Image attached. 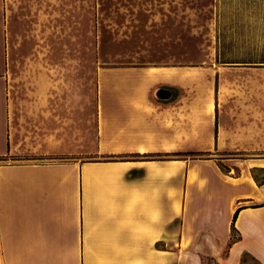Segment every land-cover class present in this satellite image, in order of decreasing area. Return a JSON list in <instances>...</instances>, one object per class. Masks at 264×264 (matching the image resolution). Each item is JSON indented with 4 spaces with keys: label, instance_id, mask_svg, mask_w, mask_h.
Listing matches in <instances>:
<instances>
[{
    "label": "crops",
    "instance_id": "crops-1",
    "mask_svg": "<svg viewBox=\"0 0 264 264\" xmlns=\"http://www.w3.org/2000/svg\"><path fill=\"white\" fill-rule=\"evenodd\" d=\"M31 2L39 7L28 35L48 45L66 37L87 10L83 0H0V154L39 156L0 162V264H170V238L176 264H203V256L218 264H244L246 256L264 264V183L251 173L264 157L245 159L238 173L214 158L162 157L264 150V82L248 83L240 107L229 100L220 116L215 101L202 104L195 84L191 99L174 97L196 76L180 64L115 66V81L102 82L98 93L95 151L104 157H51L87 151L73 131L74 112L83 129L87 95L80 89L74 102L66 61L44 62L32 83L16 82V36L26 35L21 27ZM163 6L146 9L145 41L178 43L182 9ZM70 56L38 51L45 60ZM55 68L63 70L57 75ZM162 85L171 97L158 96ZM134 154L161 157H122Z\"/></svg>",
    "mask_w": 264,
    "mask_h": 264
},
{
    "label": "rangeland",
    "instance_id": "rangeland-1",
    "mask_svg": "<svg viewBox=\"0 0 264 264\" xmlns=\"http://www.w3.org/2000/svg\"><path fill=\"white\" fill-rule=\"evenodd\" d=\"M68 1L73 4L80 3V0ZM165 3L179 4L184 14V26L179 28V42L162 45L146 42L147 36L142 33L148 31L143 26L148 19L146 9L155 4L161 5L159 9H165L163 6ZM82 5L83 9L86 5L87 10H83L79 22L76 23L73 19V27L66 28V37H58L56 43L48 45L46 42H40L35 35H28V32L33 30L34 14L39 7L31 2L27 9V23L25 27H21V31L26 35L16 36L20 39L17 47L19 57L13 61L14 74L18 77L16 82L32 83L39 74L38 71L43 69L44 62L66 61L71 65L67 77L74 87V102L77 98L80 102V89L83 91V99L87 95V114L85 122L83 119V129H80L81 120L76 121L75 112L73 129L74 138H79V147H85L87 151L51 157L63 159L104 157L95 151L98 93L102 82L107 81L111 84L115 81L112 73L115 66L180 64L184 66V70L195 72L196 76L189 80L188 83L191 85H185L183 91H173L174 97L191 99L192 91L189 89L195 84L201 90L199 93L202 104L215 101L220 116L224 115L225 104L229 100L235 98L237 107H240L239 99L248 83L264 82V71L243 68L244 66L264 67V0H83ZM133 14L143 16L142 20L136 21L138 27L135 25ZM180 20L179 17V23H183ZM40 50L57 51L58 54L67 51L71 58L45 60L38 58ZM174 54L178 58L173 57ZM60 70L63 68L58 71L55 68L51 72L58 75ZM104 71L110 72L106 73V79L103 78ZM226 94L229 99H226ZM221 122L223 125V121ZM209 151L208 154L198 155L180 153L183 151L170 152L162 157L214 158L223 170H230L233 173H238L240 170L238 164H244L245 159L264 157V150L246 152L212 148ZM122 157L145 159L161 156L145 154ZM26 158L36 159L39 156L9 153L0 162H17ZM177 223L176 220L175 225ZM174 242L175 238H170V264H176L173 257ZM202 262L218 264L209 256H203ZM244 264L259 263L246 256Z\"/></svg>",
    "mask_w": 264,
    "mask_h": 264
},
{
    "label": "trees",
    "instance_id": "trees-1",
    "mask_svg": "<svg viewBox=\"0 0 264 264\" xmlns=\"http://www.w3.org/2000/svg\"><path fill=\"white\" fill-rule=\"evenodd\" d=\"M180 153L198 155V154H208V153H210V151L209 150H187V151H183ZM8 155H9V153L0 154V160L5 159ZM134 155L136 156L139 154H134ZM251 173H252V176L254 177V179L256 180V182L258 184L264 183V166H253L251 168ZM246 255H248V254H246Z\"/></svg>",
    "mask_w": 264,
    "mask_h": 264
},
{
    "label": "water",
    "instance_id": "water-1",
    "mask_svg": "<svg viewBox=\"0 0 264 264\" xmlns=\"http://www.w3.org/2000/svg\"><path fill=\"white\" fill-rule=\"evenodd\" d=\"M158 96L164 99L169 98L172 96V90L169 88L162 87L158 90Z\"/></svg>",
    "mask_w": 264,
    "mask_h": 264
},
{
    "label": "flooded vegetation",
    "instance_id": "flooded-vegetation-1",
    "mask_svg": "<svg viewBox=\"0 0 264 264\" xmlns=\"http://www.w3.org/2000/svg\"><path fill=\"white\" fill-rule=\"evenodd\" d=\"M164 87V88H169L167 85H162L161 88Z\"/></svg>",
    "mask_w": 264,
    "mask_h": 264
}]
</instances>
